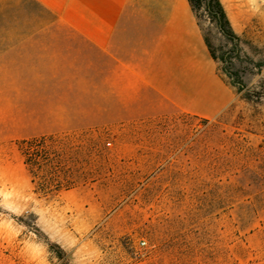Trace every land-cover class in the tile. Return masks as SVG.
Segmentation results:
<instances>
[{
	"label": "rangeland",
	"instance_id": "374dc122",
	"mask_svg": "<svg viewBox=\"0 0 264 264\" xmlns=\"http://www.w3.org/2000/svg\"><path fill=\"white\" fill-rule=\"evenodd\" d=\"M222 1L240 41L204 17L219 114L69 132L79 182L48 196L0 142V264H264V0Z\"/></svg>",
	"mask_w": 264,
	"mask_h": 264
},
{
	"label": "crops",
	"instance_id": "0c3cea01",
	"mask_svg": "<svg viewBox=\"0 0 264 264\" xmlns=\"http://www.w3.org/2000/svg\"><path fill=\"white\" fill-rule=\"evenodd\" d=\"M232 96L188 0H0V142L214 116Z\"/></svg>",
	"mask_w": 264,
	"mask_h": 264
},
{
	"label": "trees",
	"instance_id": "16d2710c",
	"mask_svg": "<svg viewBox=\"0 0 264 264\" xmlns=\"http://www.w3.org/2000/svg\"><path fill=\"white\" fill-rule=\"evenodd\" d=\"M194 11L198 24L203 30V20L207 15L213 20L219 31L229 40L238 44L239 35L235 32L222 0H188ZM205 43L215 61L219 57L211 49V44L206 35ZM224 59L223 57L220 58ZM67 133H57L23 138L16 140L23 157L24 163L31 175L32 183L37 191L45 196L57 194L63 189H71L78 184L76 178V164L78 159L68 163L65 143L62 141ZM71 161V160H70ZM66 264H70L68 261Z\"/></svg>",
	"mask_w": 264,
	"mask_h": 264
}]
</instances>
